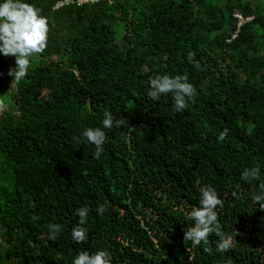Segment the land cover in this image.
Segmentation results:
<instances>
[{"label": "trees", "instance_id": "1", "mask_svg": "<svg viewBox=\"0 0 264 264\" xmlns=\"http://www.w3.org/2000/svg\"><path fill=\"white\" fill-rule=\"evenodd\" d=\"M30 2L48 21L45 49L19 80L0 55V97L13 104L0 105V264H72L82 250L112 264H264V209L251 200L264 182V0ZM157 74L187 75L194 101L177 112L170 94L150 100ZM106 112L97 159L81 133ZM246 167L260 179L242 180ZM203 186L223 200L220 234L193 245L184 232ZM50 223L63 227L56 240Z\"/></svg>", "mask_w": 264, "mask_h": 264}, {"label": "clouds", "instance_id": "2", "mask_svg": "<svg viewBox=\"0 0 264 264\" xmlns=\"http://www.w3.org/2000/svg\"><path fill=\"white\" fill-rule=\"evenodd\" d=\"M48 32L47 18L30 0H0V55L15 57V67L10 68L8 73L13 79L19 80L25 77L32 57L45 49ZM194 55L195 53L189 52L187 59L191 62ZM146 94L153 101H158L162 95L170 94L172 107L177 112H182L187 108L188 102L195 99L193 85L188 81L187 75L180 74H157L150 77ZM115 123L117 126L122 125V121H115ZM113 124L112 114L106 112L102 120V127H88L82 131V137L95 146V151L92 153L94 158L99 159L104 151L106 135L103 129H110ZM227 133L228 129L220 131L217 141H223ZM241 179L244 181L260 179L259 167L244 168L241 172ZM258 187L259 191L251 195V200L254 204L259 202V207L264 209V182L260 183ZM199 192L200 206L194 207L189 213L194 223L185 230L184 239L191 241L193 245H207L209 233L220 234V224L217 218L218 210L223 207V200L211 186H203ZM105 210L103 204L96 208L98 215H103ZM88 212L89 209L83 206L75 210L74 214L78 217V223L71 231L73 242L86 241L88 229L84 225ZM47 228L49 240H56L63 231L62 225L58 223H50ZM232 242V236H220V240L216 244V251L229 250L232 247ZM203 251L211 253L212 249L204 247ZM72 264H112V260L107 250L95 252L82 250L74 256Z\"/></svg>", "mask_w": 264, "mask_h": 264}, {"label": "rangeland", "instance_id": "3", "mask_svg": "<svg viewBox=\"0 0 264 264\" xmlns=\"http://www.w3.org/2000/svg\"><path fill=\"white\" fill-rule=\"evenodd\" d=\"M246 19H249V18H246ZM246 19L243 16H241L240 23L245 22ZM250 19H251V17H250ZM8 95H9L8 93H5V95H2L0 97V105L6 106L7 108L9 106L13 105L12 104V100H11V98Z\"/></svg>", "mask_w": 264, "mask_h": 264}, {"label": "built area", "instance_id": "4", "mask_svg": "<svg viewBox=\"0 0 264 264\" xmlns=\"http://www.w3.org/2000/svg\"><path fill=\"white\" fill-rule=\"evenodd\" d=\"M84 1H95V0H80V2H84ZM237 17H239V19L241 18V14H239V13H236L235 14ZM250 19V18H249ZM246 21V20H245ZM241 24V23H240Z\"/></svg>", "mask_w": 264, "mask_h": 264}]
</instances>
